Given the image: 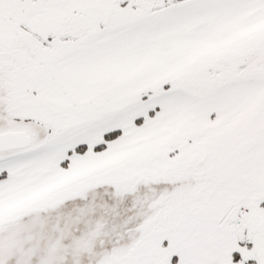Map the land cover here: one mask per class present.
<instances>
[{
    "label": "snow or ice",
    "instance_id": "obj_1",
    "mask_svg": "<svg viewBox=\"0 0 264 264\" xmlns=\"http://www.w3.org/2000/svg\"><path fill=\"white\" fill-rule=\"evenodd\" d=\"M0 264H264V0H0Z\"/></svg>",
    "mask_w": 264,
    "mask_h": 264
}]
</instances>
